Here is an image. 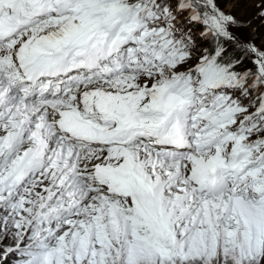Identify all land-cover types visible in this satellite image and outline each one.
Returning <instances> with one entry per match:
<instances>
[{"label": "snow or ice", "instance_id": "6c2138e0", "mask_svg": "<svg viewBox=\"0 0 264 264\" xmlns=\"http://www.w3.org/2000/svg\"><path fill=\"white\" fill-rule=\"evenodd\" d=\"M0 264H264V0H0Z\"/></svg>", "mask_w": 264, "mask_h": 264}]
</instances>
